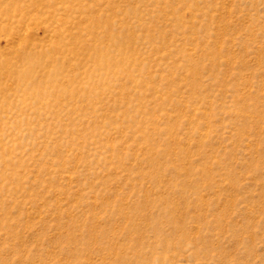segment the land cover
I'll return each mask as SVG.
<instances>
[{
  "label": "rangeland",
  "instance_id": "obj_1",
  "mask_svg": "<svg viewBox=\"0 0 264 264\" xmlns=\"http://www.w3.org/2000/svg\"><path fill=\"white\" fill-rule=\"evenodd\" d=\"M0 264H264V0H0Z\"/></svg>",
  "mask_w": 264,
  "mask_h": 264
}]
</instances>
